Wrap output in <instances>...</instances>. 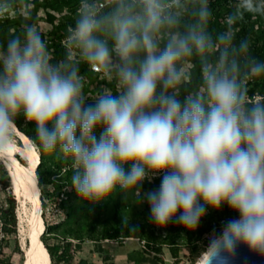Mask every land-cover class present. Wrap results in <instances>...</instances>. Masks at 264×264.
I'll return each mask as SVG.
<instances>
[{
  "label": "clouds",
  "instance_id": "obj_1",
  "mask_svg": "<svg viewBox=\"0 0 264 264\" xmlns=\"http://www.w3.org/2000/svg\"><path fill=\"white\" fill-rule=\"evenodd\" d=\"M13 3L0 0V14ZM211 5L81 0L61 61L35 25L0 42V160L14 154L23 117L41 152L70 165L82 202L120 193L147 203L155 226L187 231L227 207L236 218L198 264H233L240 246L264 257V98L249 96L250 83L264 82V58L236 31L245 15L264 17V0H237L221 29ZM82 64L114 87L90 99Z\"/></svg>",
  "mask_w": 264,
  "mask_h": 264
},
{
  "label": "trees",
  "instance_id": "obj_2",
  "mask_svg": "<svg viewBox=\"0 0 264 264\" xmlns=\"http://www.w3.org/2000/svg\"><path fill=\"white\" fill-rule=\"evenodd\" d=\"M29 1L22 0L23 10L16 17H0V42L12 35L19 34L25 24L35 25L47 41L53 60H63L69 54L63 40L66 38L69 28L74 25L78 13H76V9L80 7L81 0H43V2L32 0L37 8H45L46 14L42 20L25 15ZM236 2V0H212L211 6L215 16L213 28H223L227 22L226 17L236 6ZM65 8H73L75 12L63 15L62 11ZM13 25L19 29L6 36L4 27ZM236 31L239 37L248 36L252 41L255 54L264 58V17L245 15L242 22L237 25ZM72 53L75 52L72 51L70 54ZM188 70L191 90H198V64L189 62ZM80 71L84 77V84H92L95 81V73L87 65L82 64ZM84 90L86 93V88ZM249 96L253 99L264 98V82L250 83ZM17 125L20 131L26 134L39 148L34 140L33 126L26 125L23 117L17 120ZM39 153L40 164L36 173L42 192L43 209H46L48 203L52 202L64 211L62 219L57 223L49 224L45 221L47 230L42 235V241L53 264L62 262L65 264H152L143 259L144 255H153L158 264H167L165 248H168L170 252L172 264H178L181 258L180 251L183 248L182 240L193 245L192 248H187L189 254L193 256L198 253L195 241L205 232L216 230L219 233L226 221L236 218L235 213L224 207L219 212L209 210L196 231H187L175 223H170L165 228H159L149 219L147 203L142 204L140 209L139 205H135L133 199L129 198L125 201L120 193L99 204L82 202L70 187V165L42 153L40 148ZM20 161L26 163L22 159ZM2 181L4 187L9 186V179L3 178ZM159 183V178L154 179L152 183L145 182L144 190L156 189ZM16 205V198L12 197L7 207L0 206V233L3 234V237L0 235V264H22L24 261V252L20 248L18 238ZM10 236L14 240L13 246L10 242L11 239H8ZM51 236L58 240L57 244L52 245L48 241ZM130 239L137 240L142 245V249L129 254L124 262L114 261L109 254L103 257L102 262L89 261L85 258L77 260L76 248L86 241L96 244L118 242L123 245Z\"/></svg>",
  "mask_w": 264,
  "mask_h": 264
},
{
  "label": "rangeland",
  "instance_id": "obj_3",
  "mask_svg": "<svg viewBox=\"0 0 264 264\" xmlns=\"http://www.w3.org/2000/svg\"><path fill=\"white\" fill-rule=\"evenodd\" d=\"M40 2H43V0H39ZM80 8V7H79ZM79 8L76 9V13L79 11ZM23 10V6L21 4L20 0H14V3L12 5V9L10 11H6L2 14H0V17H16L19 15V13ZM75 10L72 9H67L65 8L62 11L63 15H68L71 13H74ZM45 8L40 7L37 8L36 4L32 2V0L29 1L27 10L25 11V15L32 17L36 20H42L45 18ZM17 29H19L17 26H7L4 27V34L6 36H9L13 34ZM17 144L22 145V141L17 135ZM37 147V146H36ZM37 150L39 152V148L37 147ZM40 154V153H39ZM22 159L25 164L22 163L19 158ZM16 158L18 160V163L24 168H27L28 163L27 161L20 155L17 154ZM0 206L7 207L9 204V200L12 197L16 198L17 205H16V218H17V229H18V238H19V244L21 250L23 249L21 246V235L19 231L20 223H19V214H18V209H19V202H18V197L17 196V189H16V180L13 177V170L12 167L9 164L8 159L7 160H0ZM9 179V186L4 187L2 179ZM15 180V181H14ZM42 201V199H41ZM43 207V206H42ZM141 209V205L138 206ZM62 213L64 211L59 209L57 205H55L52 202H49L47 205L46 209H43L42 215H43V220L44 223L45 221L49 224H55L58 221L62 219ZM202 224V221H201ZM222 229V228H221ZM47 230L46 224H45V231ZM44 231V233H45ZM219 234L216 230H208L205 232L197 241H195V244L198 247V253H195L193 256L192 254H189L187 248H192L193 245H189L187 241L182 240V246L183 248L180 251V262L178 264H198V255L201 253L204 247L207 246L209 239L213 234ZM1 237H3V234L0 233ZM6 239V238H5ZM8 239H11V245L13 246L14 240H12V236H10ZM52 245L57 244L58 240L54 237L51 236L48 240ZM142 249V245L135 239H130L126 241L123 245H120L118 242H103L102 244H96L92 243L90 241L84 242L82 245L77 246L76 248V255H77V260L81 258H85L89 261H95V262H102L103 257L106 254H109L112 256L113 260L116 262H124L127 260V257L129 254H131L134 251H139ZM23 251V250H22ZM165 255L167 257V264H172L171 260V255L168 250V248H165ZM194 257V258H193ZM143 259L146 262L152 263V264H158L156 261V258L153 255H144ZM61 264H65L62 262Z\"/></svg>",
  "mask_w": 264,
  "mask_h": 264
},
{
  "label": "bare ground",
  "instance_id": "obj_4",
  "mask_svg": "<svg viewBox=\"0 0 264 264\" xmlns=\"http://www.w3.org/2000/svg\"><path fill=\"white\" fill-rule=\"evenodd\" d=\"M17 135L22 145L16 144L14 154L8 158V161L16 180V197L19 202V231L24 252L22 264H53L42 241L45 223L42 215L41 189L36 173L40 164V154L35 143L26 134L19 131ZM17 154L27 161V168L18 163Z\"/></svg>",
  "mask_w": 264,
  "mask_h": 264
},
{
  "label": "built area",
  "instance_id": "obj_5",
  "mask_svg": "<svg viewBox=\"0 0 264 264\" xmlns=\"http://www.w3.org/2000/svg\"><path fill=\"white\" fill-rule=\"evenodd\" d=\"M63 44L67 46L66 38L63 40ZM71 55L73 56V58H75L76 56L75 53H72ZM93 72L95 73V77H96L95 81L92 84L85 83V88L87 90L85 94L90 99H94L96 94L99 93L100 91L114 87L112 82L106 80V78L103 75L97 73L95 70H93ZM258 99H260V97H258L256 100Z\"/></svg>",
  "mask_w": 264,
  "mask_h": 264
},
{
  "label": "water",
  "instance_id": "obj_6",
  "mask_svg": "<svg viewBox=\"0 0 264 264\" xmlns=\"http://www.w3.org/2000/svg\"><path fill=\"white\" fill-rule=\"evenodd\" d=\"M233 264H264V257L257 256L251 253L246 247L240 246Z\"/></svg>",
  "mask_w": 264,
  "mask_h": 264
}]
</instances>
